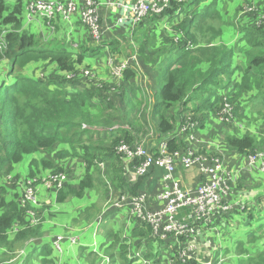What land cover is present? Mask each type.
Instances as JSON below:
<instances>
[{"label": "trees", "instance_id": "obj_1", "mask_svg": "<svg viewBox=\"0 0 264 264\" xmlns=\"http://www.w3.org/2000/svg\"><path fill=\"white\" fill-rule=\"evenodd\" d=\"M207 3L208 0L173 1L160 15L150 16L152 21L165 18L173 20L174 15L179 14L186 5L197 6V9L204 6L201 12L193 10L190 18L175 26L176 33L168 32L167 47L156 49L152 55L156 59L153 61V68L160 75L158 83L153 87L156 92L152 114L158 120V132L162 135L172 132L176 125L178 129L187 127V123L192 126L194 124V128L198 129L203 117L209 115L219 117L226 101L231 105V117L226 121V125L228 122L230 125H235L234 119L240 116L238 110L244 97L250 104L255 102L257 106L264 108V24L261 27H255L253 24L237 25L239 38L233 47L210 46L209 43L205 45L203 39L213 28L207 25L208 32H206L202 30V26L213 18L214 14L204 12L215 5L214 2L210 5ZM23 7L22 1L18 0L12 11L5 15L6 5L4 0H0V38L3 36L5 43V47L0 51V62L4 59L9 62L8 68L2 62L0 69L3 71L0 72V177L6 168L20 163L27 156L41 152L50 153L55 147L69 145L71 148L76 147L73 149L76 150L75 153L68 156L59 153L61 157L59 160L70 157L80 158L85 164V175L78 180L75 187L65 184L56 193L55 203L62 204L70 199H82L85 192L94 187L96 179L90 172L97 169L98 163H101L97 162L98 155L117 159L114 148L120 143L131 146L133 137L123 130L107 134L106 130L102 129L96 131L94 135V132L92 134V131L87 129V126L96 127L92 125L95 124L92 120L94 115L90 117L87 111V101H91L92 97L96 100L108 98L95 87L86 85L82 88L79 86L80 79L65 81L51 77L47 83L45 82L48 85L54 84V88L49 89L39 77L20 70L29 64L27 60L31 59H34V62L51 63L58 70L70 73L78 71L77 66L83 64V55H77L74 59L73 55L58 43H47L25 30L21 17ZM176 35L181 36L177 38ZM150 44L153 48V41ZM245 44L249 47L246 51L240 50L243 56L239 52V45ZM112 50L115 53V49ZM144 60L145 65L149 63V59ZM21 63L24 65L16 69L15 67ZM131 77H134L133 70L128 67L123 71L122 78L127 80ZM71 88L76 89L77 92L71 91ZM95 107L98 109L97 106ZM171 110H175V113L171 112L169 115ZM186 111L192 116L189 120L186 119L189 115L184 114ZM107 113L104 112L103 117ZM98 116L103 118L102 113H98ZM176 116H179L178 120ZM83 124L86 128H83ZM89 132L91 140L85 136V133ZM94 138L102 139L92 142ZM223 142L227 151L242 157L253 155L257 149L256 139L252 136L236 137L227 133ZM166 145L168 152L184 148L176 137L168 140ZM33 164L35 162L31 163ZM43 164L49 166L50 163L45 161ZM53 170L63 172L62 166ZM127 188L130 194H139L137 184ZM239 188L243 189L242 181ZM0 190V250L13 254L40 237L43 219L38 218V213L35 214L34 222H31L30 218L28 220L26 215L30 207H27L28 211H26L25 207L19 205L18 195L12 200H7L2 196L5 189ZM253 191L258 194L260 190ZM256 201L264 204V188L259 195H256L255 203ZM245 209L249 210L246 207L242 212L232 210V213L235 216L244 214ZM227 214L223 219L231 217ZM259 215L264 218V208ZM247 218L250 221L254 220L250 210ZM245 225L250 229L253 228L250 227L252 224L249 222ZM263 226L264 222L260 226L262 228L256 230H263ZM14 227L17 229L14 230ZM110 234L114 235L107 233ZM248 236L251 237L252 234L249 233ZM128 240V245L133 250L140 245L146 248L152 244V241L154 242L151 239L150 227L137 225L118 248L115 249L116 244H113L115 252L126 263H129L126 258L127 245L125 246ZM156 242L158 245L163 244L160 241ZM258 243L251 240L246 247H237L234 256L236 264H264V243L262 245ZM175 251L172 250L170 253L168 251L171 259L175 264H182L175 259ZM147 254L144 255L146 258ZM50 255L49 248L41 251L42 257L47 258ZM53 261L43 258L41 263L54 264ZM186 264L199 263L190 260Z\"/></svg>", "mask_w": 264, "mask_h": 264}, {"label": "crops", "instance_id": "obj_2", "mask_svg": "<svg viewBox=\"0 0 264 264\" xmlns=\"http://www.w3.org/2000/svg\"><path fill=\"white\" fill-rule=\"evenodd\" d=\"M134 1L135 0H114V4L112 5L111 2H109V0H99L98 13L104 28V38L106 39V42L122 43L121 39L126 41V38L120 36L122 34L121 30L128 32L129 28L131 27L129 20H127L128 13L126 12L125 7L130 5ZM215 1L216 0H208L207 5H210L212 2L215 3ZM229 1L231 2L230 7L233 10L232 18H234V16L240 10L241 6L239 5L242 4L243 1L242 0H229ZM247 2L250 4H255L257 7H260L262 5V0H247ZM222 4H223V0H218L217 3H215V5L211 7L213 14L219 15V17H221V19L218 20L220 22V24L218 25V29L220 30L222 29L223 32L225 29L230 30L231 32L234 33V37L231 40V42L224 43L223 41H219V40L215 42L221 43V45H224L229 48V47H233L237 43L238 33H236V29L232 21L233 19L231 18L229 21H227L223 17V14L220 12ZM201 9L203 10L204 6H202ZM118 19H122L121 24H117ZM35 25H37L38 27L33 29L32 31L28 30L31 34L42 39L47 43H54V44L58 43L61 47L65 48L68 52H70L73 55L74 59L76 58L77 55H83V62L86 60L87 62L90 61L89 62L90 65H87L88 67L93 66V60L97 64L95 59L100 57L99 53L101 52L105 54L106 59H108L110 54L114 57V59H116L115 58L116 53H114V50H112V48L107 43H106L107 47H105V49L99 47L96 48L91 45L88 32L84 27L81 26L78 17L73 16L69 22H62L57 20L55 24L52 25L51 28L47 27L46 24L44 23H35ZM28 27H30V25ZM102 60L103 59H101V61ZM113 65H111V63L109 62L103 68L110 73L109 67L111 68ZM150 65L154 67L153 62ZM115 66L116 65H114V67ZM133 67L134 66L129 68L133 70L134 77L133 78L131 77L127 80H125L122 77L120 79H117L116 81L117 84L119 82L120 83L118 87L111 88L113 89L112 91L114 93L113 96L107 95L108 98L106 100L103 99L96 100L94 97H92L91 101L89 102L87 101V111L89 112L90 117L94 115L92 120L94 121L95 124L92 125L96 126V127L87 126V129H89L90 132L92 131V134L94 132L95 135L96 131L102 129L106 130L105 132L107 134L114 133V131L116 132L118 130H123L125 132H128V135L130 137H133L131 146H135V145L142 146L149 153H156L160 148L161 144L167 142L168 140H171L174 137H176L177 139H179V142H182V144H184L186 141L193 138V136L196 135L197 131L198 133H202L203 131L207 130L211 124H214L218 120H220L218 116L209 115L205 118L203 117L201 126L198 129H195L190 135L180 134L177 125L175 126V129L172 132L164 135L160 134L158 132V124H157L158 120L152 114L153 105H154V94L156 92L155 88L153 87L159 81V79L156 80V77L159 74H157L156 70L153 67H149V75H148L149 80H148L145 77L146 76L145 74H138L139 72ZM97 68L99 67L97 66ZM91 69L94 70L95 68L92 67ZM39 73H42V71H40ZM111 78L116 79L113 76H111ZM111 78L110 81L112 83L114 80H112ZM137 78L140 79L139 80L140 84L136 83L137 85H135V80ZM96 80L99 82L101 81L106 82L105 78H103V72H100ZM147 80L148 82H151V84L146 85ZM106 83L108 84V82ZM110 86H115V85H110ZM71 91H76V89L71 88ZM131 102L133 103L132 110L129 111L128 106ZM95 106H97L98 109ZM104 112H108L105 117H103ZM98 113H102L103 118H99ZM136 116L139 117L138 120L136 121L137 126L133 124V122H135L134 120L136 119ZM139 122L141 124H139ZM200 130L203 131L201 132ZM90 132L85 133V136H88V139L91 140ZM96 139H102V138H94L92 139V142H94V140ZM75 148L76 147L71 148L69 147V145L65 147L59 146V147H55L50 153L41 152L31 156H27L29 157L27 161V165L29 169L23 176H19V174H17L16 177L25 178L29 174H31V170L34 173H37L36 176L43 177L46 176L49 172H51L52 169L62 166L63 172L67 175V183L70 186L75 187L78 181H74L72 175L77 172L76 167L78 168L82 167L83 169L80 172L79 176L81 175L83 176V173L85 172V166L80 158L70 157L67 158L66 160L63 159L64 161L62 160V162H58L57 164L53 165V167L45 166L44 164H42L45 161H50V159L61 161L59 160L61 158L59 156V153H65L67 156L73 155V153H75L76 151L73 150ZM183 149L186 148L184 147ZM77 152L79 153V151ZM230 153L231 152H229V154ZM225 155L228 157L227 161L224 158V166L226 172L229 175V173L231 172L234 173L235 171L236 174H238L239 176V179L236 182L238 184L237 186L238 189L234 185L235 184L234 183L232 185V190L230 192V195L227 198L230 202V206H232V210L240 211L246 207L249 208L254 206L253 207L254 213L252 212L254 220L250 221L247 217L246 220L254 227L262 228L260 226L264 222V218H262V215H259V213L263 209L264 204L262 202L257 203V201L255 203V197L256 195L260 194L261 190L258 192V194L255 191L252 192L249 191L250 193L245 194L242 192L243 189L239 188V184L242 181L241 180L242 178L249 180L248 177L251 176L254 178L253 180H256L257 182L264 181V159L258 162L253 168L249 169L247 167L246 157L238 156L236 154L235 155L225 154ZM101 158H103V160ZM75 160L78 161L76 167H70ZM98 160L101 162L103 169L107 168L108 171L107 176L113 179V182H116V184L113 185L114 189L112 188L110 190L105 191L106 195H109L108 197L110 200H108V203L117 201L122 196H132V194L128 192V188H127L130 186L126 182V179H128V174H126V171L124 170V167L120 163V161L113 157L101 156V155H98ZM32 162H37V171H34V167L31 165ZM13 166L14 165H11L9 167L13 168ZM165 174L166 172L164 169L157 167H150L146 172V174L143 177L139 178L136 182V184L138 185L137 193L145 194V196L148 199V206L151 208H156L161 206L158 200V195L161 192V188L164 183L163 179ZM175 177L178 179L180 185L185 190H194L197 186H199L200 175L197 168L184 170L181 167H178L175 171ZM35 187H36L35 189H37L35 190L36 198L37 196H39V200L37 198L38 204L42 205L41 203L44 202L45 204H47V206H49L48 203L50 201L56 204L55 203L56 192L54 190L46 188L41 182H36ZM39 187L44 189L46 192L42 191ZM95 192L96 190L91 191V193L89 194L91 197L86 201L87 207H93L96 204L95 202H96L97 194H95ZM87 195L85 193L82 199H77V200L82 201L83 199L89 198L87 197ZM235 195L238 196L235 197ZM238 198L239 200L237 201ZM73 200L76 199H72V201ZM68 202L69 200L62 204H58V206L60 205L64 207L66 206V204H68ZM232 210H231V216L235 215L232 213ZM101 214H102V221L105 222L104 228L107 227L110 228L111 232H113V234L115 235L113 241V244H116L115 249L119 247V245L122 243L123 240H125V238H128L130 236L131 231L134 230L135 227L138 225V222L132 217L130 211L125 208H123L122 210L105 208V210H103ZM70 220L71 218H69V220H66V222L64 223H60L63 232L65 228H67V231H65L66 236L64 237V240L60 245L62 250L61 254L57 255L56 254L57 252L53 250V243L58 236H62V235H56V236L48 235L50 228L44 225L43 222L40 230V237L35 240H32V242H30V245H28L27 248H25V251L27 250V253H26V257L23 259L24 264H26L27 259L29 260L28 264H37V259L41 256V251H43L44 248H49L51 251V255L47 258L45 257L43 258L48 261L54 260L53 261L54 264H106L107 261L103 259L102 254L105 252V250L111 247V242L108 240L107 232L104 233L102 230L100 231V227L102 225L101 222L100 221L96 222V220L95 221L93 220L92 223L90 224L91 226H89L86 230H84L83 233H81V235L74 236L78 238V242L76 244H71L68 241L69 238H73L72 230L70 229L68 224ZM118 220H121V222H118ZM176 220L179 222L190 223L192 221V216L189 213V211H186L178 215ZM125 221H127L126 226H125ZM236 222H238V220H236ZM247 222H245V224ZM231 224H232L231 218H227V219H223V217L217 218L209 229L203 230V232L200 233L202 234L203 239L200 241L198 236L196 241L197 243L196 255L200 263L206 260H211L213 258L219 259V254H218L219 252L217 253L215 251L214 253V250L216 248L215 247L212 248V246H216V245H214L211 242V240L207 238V233L212 229H215L216 231V227H220V228L230 227ZM242 236H243V232H239L238 234H235L234 238L231 241L234 244L235 239L237 240L239 237L242 238ZM151 239L154 240V242L152 241V244L146 248H143L140 245L137 248H134L133 250L132 248L129 247L128 245L129 243H127L126 247L128 253L126 254V258L129 261V263L123 261L121 256H119L118 254L113 257L114 260H112L113 261L112 263L120 264V262L123 261V264H144L145 262H148L147 264H159L158 262H161L163 259H165L168 262V264H172V262L175 264V262L171 259V256L169 255L170 251L176 250L175 251V259H176L179 245L178 243H176L174 238L168 237L166 241L155 240L152 237ZM156 241H160L163 244L158 245ZM64 242L66 243L63 245L64 248L62 249V244ZM258 242H259L258 244L262 245L264 243V240ZM155 246H159L160 249H157V247ZM22 249L24 250V247H22ZM225 249H226L225 253L228 254L231 252L229 251V249H227V247L224 248V250ZM230 249L233 250L232 248ZM0 252L2 254L4 253L7 254L5 250H0ZM137 252L141 253L142 255L141 258L139 257L138 254H136ZM145 253L146 254L148 253L147 258L144 256L146 255ZM31 254L32 256L29 258ZM231 255L232 254L230 253L229 256L231 257ZM34 257L35 259L37 257V259L35 260ZM232 258L234 257L232 256ZM58 259L59 262L56 263L55 261ZM7 263L13 264L11 260H7ZM16 264H21V263H16Z\"/></svg>", "mask_w": 264, "mask_h": 264}, {"label": "rangeland", "instance_id": "obj_3", "mask_svg": "<svg viewBox=\"0 0 264 264\" xmlns=\"http://www.w3.org/2000/svg\"><path fill=\"white\" fill-rule=\"evenodd\" d=\"M18 0H4L5 5H6V11H5V15L10 13L12 11V9L15 7V4ZM23 6L25 7V5L27 4L28 0H21ZM182 0H180L181 2ZM218 0H216L215 3H217ZM243 3L240 4V10L239 12H237V14L234 16V18H232V12L233 10L231 9V2L229 0H223V4L221 5V10L220 12L223 14V17L229 21L231 18L233 19V24L235 26L236 29V33H238V38H239V30L237 25L239 26H244V25H249L251 26L252 24L255 25V27H261L264 24V1L262 0V5L260 7H257L255 4H250L247 2V0H242ZM109 2H111V4H114V0H109ZM110 4V3H109ZM24 7H23V12H22V22L24 25L25 30H30L32 31L33 29L37 28L38 26L35 24H31L30 27L26 26V22L24 20L25 17V13H24ZM247 7H254L255 12L254 13H247L245 11V9ZM196 11V12H201V9H197V6H193L190 7L188 5L185 6V8L178 14L174 15V19L170 20V19H160L159 21H152L150 20V16L149 14L146 16L147 18L143 19L142 21L136 23L135 25H130L131 27L129 28V31H123L121 30V37L126 38V41L121 39L122 43L120 42H116V43H107L112 49L115 48V53H116V59H114V57L110 54V56L108 57V59H106L105 54L103 52L99 53L98 58L95 59V61L97 62V64L94 62L93 60V66L95 69L92 70L90 67H88L87 65H90V61L87 62L84 61L82 65L77 66V68H79L78 71L76 72H62L60 70H58L57 68H53V65L51 63H39V62H34V59L31 60H27V64L24 68L20 69L22 71L25 70L26 73H29L30 75H33L35 77H39V79L43 80L44 83H47V80L50 79L51 77H55L58 78L59 80H65V81H72L80 79L79 80V86H81L82 88H85L86 85H88L89 87H95L97 90H99L101 93H105V95H110L113 96L114 93L112 92L113 89H111L112 87H118L119 83L117 84V78L116 79H112L111 76L112 75V69L114 68V65H118V63L121 62H125L128 63V67H132L135 68L138 72V74H145L146 78L149 80L148 75H149V67H153L150 64L155 61L156 59L152 56L154 54V51L156 49H163V47H167V33H171V32H177L174 27L177 26L178 24H181L185 19H188L191 17V13L192 11ZM206 14H212L213 11L211 8H209L206 12H204ZM227 13V14H226ZM236 13V12H235ZM74 17H78V15H74ZM149 17V18H148ZM219 19H221V17H219L218 15L214 14L212 19H209L206 21V23L203 24L202 26V30H207V25L211 26L213 28V31H211L210 33L206 34V37L203 39L205 43V45H207V43L210 44V46H219V47H224V45H221V43L215 42L214 40L216 39V41H223L224 43L226 42H231V40L234 37V33L231 32L230 30L225 29L224 32L222 31V29H218V25L220 24V22L218 21ZM60 21V19L58 17H55L52 24L54 25L56 21ZM236 24H235V23ZM142 23V24H141ZM102 25V22H101ZM141 25V26H140ZM103 26V25H102ZM125 27V26H123ZM121 27V28H123ZM135 27V28H134ZM193 27V26H192ZM237 27V28H236ZM140 28V29H139ZM234 29V30H235ZM135 30V32L133 33V31ZM132 31V32H131ZM208 32V31H206ZM127 35V36H126ZM177 38H179L181 35H176ZM213 40V41H212ZM154 43V47L152 48L150 45V42ZM211 41V42H209ZM69 43V42H67ZM236 45V44H235ZM234 45V46H235ZM117 46V47H116ZM249 46L247 44L245 45H239V52L240 50H244L246 51L247 48ZM97 48V46H96ZM230 48V47H229ZM140 49V50H139ZM193 49V48H192ZM243 55V52H240ZM107 55V53H106ZM244 56V55H243ZM97 57V56H96ZM87 58V57H86ZM103 59L101 61V59ZM143 59V60H142ZM144 59H149V63L148 64H144L143 62L145 61ZM3 64L5 67H9V62L7 60H2ZM2 62H0V69H2ZM111 63V65H113L111 68L109 67L110 73L104 69L103 67H105L108 63ZM103 63V64H102ZM24 63H21L19 65H17L15 68H19L21 66H23ZM97 66L99 68H97ZM109 66V65H108ZM51 67V68H49ZM40 71H42V73H39ZM81 71V72H80ZM87 71V75L84 74V72ZM3 72V71H0ZM100 72H103V78H105V81L108 82V84L104 81H97L96 78L97 76L100 74ZM114 77V76H113ZM110 78L112 80H114L112 83L110 81ZM119 79V78H118ZM159 79V75H157L156 80ZM140 79L137 78L135 80V85H137L136 83L140 84ZM148 80L146 81V85L151 84V82H148ZM45 83V84H46ZM47 87L49 89H53V85H48L46 84ZM110 85H115V86H110ZM53 87V88H52ZM145 87V86H144ZM110 89V90H109ZM77 92V91H76ZM132 105L133 103L131 102L128 106L129 111L132 110ZM255 104V102H249V100L247 98L244 97V99L242 100L241 103V107H239V117H236L235 120V125H230V122H228V124L226 125V121L224 120H218L216 123L211 124L207 130L203 131L200 130L202 133H196L195 136H193V138L189 139L188 141H186L183 145L186 149L192 151L193 153L196 154H200V155H205L207 157L209 156H219L221 157V161L223 162V166H224V158L227 161V156L225 154L228 155H235L236 153H230L229 151H227L223 139L225 138L227 133H230L231 135H234L236 137H243V136H252L256 139V146L257 149L256 151H254V153H258L260 156L262 155V159H264V108L261 106H257ZM190 109V108H189ZM172 113H175V111L171 110L169 112V115ZM190 112V110H189ZM130 114V112H129ZM184 114H187L189 116H186V119H191L192 116L188 113V111L184 112ZM183 114V116H184ZM138 116H136V119L134 120L135 122H133V124H136V121L138 120ZM179 116H176V119L178 120ZM218 119V118H217ZM139 124H141L139 122ZM83 128H86L85 124H83ZM128 146V145H127ZM130 147V146H129ZM237 155V154H236ZM239 156V155H238ZM259 156V157H260ZM247 157V156H246ZM29 157H25L19 164H16L12 167H8L5 169L4 173L1 175L0 177V189H5V193L2 195L5 199L7 200H12L14 199L15 195H18L17 200L18 202H20L22 200V192L24 187H27L28 184H32L34 179L37 181L38 179L41 178V176H36L37 173H34L31 170V174L34 173L33 175H28L27 177L23 178H17L16 175L19 174V176H23L28 168L27 165V161H28ZM63 160V159H62ZM61 161H57V160H52L50 159L49 161V166L55 165L58 162H62ZM72 160V159H71ZM68 160V161H71ZM97 162H100L99 160H97ZM78 163L77 160H75L70 167H76V164ZM80 163V162H79ZM43 164V163H42ZM84 164V163H83ZM101 163H98V165H100ZM34 167V171H37V162H35V164L32 165ZM85 166V164H84ZM98 168L95 170H92L90 172L91 176H93V178H95L96 180L94 181V187L93 189H90V191H86V195L89 198L83 199L82 201L79 200H73L70 199L68 204H66V206H58V204H54L52 203V201H50L48 203L49 206H47V204H45L44 202H42V205H38V201L36 203V205H26V211H28L27 207H35L36 213L39 215L38 218H42L44 225H46L48 228H50L48 235L52 236V235H62V236H58L56 239L58 238H64L65 235V231H67V228H65L64 232L62 230V226L60 225V223H64L66 222V220H69V218H71V220L68 222L70 229L72 230L73 233V237L74 236H79L81 235V233H83L84 230H86L89 226H91L90 224L92 223V221L96 220L101 222V227H100V231L102 230L104 233H113L111 232L110 228H104L105 222L102 221V211L105 210V208L109 205L108 200L109 199V195H106V190H110V189H114V184H116V182H113V179H111L110 177L107 176V168L103 169V167H101L100 170V166H97ZM225 168V166H224ZM32 169V167H31ZM77 172L75 174L72 175V178L74 181H78L80 178H82L85 175V172L83 173V176H79L80 172L83 170L82 167L78 168L76 167ZM249 170V169H248ZM55 172L54 170L49 172L52 173ZM48 173V174H49ZM234 173H236L234 171ZM255 174V173H254ZM39 175V174H38ZM232 172L229 173L230 176V180H231V176H232ZM243 175V174H242ZM241 175V176H242ZM249 180L242 178V185H243V190L242 192L247 194L252 192L253 190H262V188H264V181H256L253 180L254 178L248 177ZM234 182V181H233ZM236 187L238 186V184L235 182L234 184ZM23 187V188H22ZM22 188V189H21ZM36 188V187H34ZM42 191L46 192L44 189H42L41 187H39ZM238 189V187H237ZM37 190V189H35ZM95 194H97V198H96V204L93 207H87L86 205V201L88 199H90V193L91 191H95ZM232 190V187H231ZM1 191V190H0ZM250 191V192H249ZM48 193V192H47ZM93 194V195H95ZM1 195V192H0ZM92 195V196H93ZM112 196V195H111ZM238 195H235V197ZM38 200H39V196H37ZM240 198V197H239ZM239 198L237 199V201L239 200ZM47 206V207H46ZM67 209H66V208ZM254 207V206H253ZM253 207H249L250 212H253ZM264 208V207H263ZM66 209V210H65ZM244 210V209H243ZM243 210H240L241 212ZM246 213L244 214H238L237 216L232 215L231 216V212H229V216H231V225L230 227H216V231L215 229H212L211 231H209L207 233V238H209L211 240V242L216 245V246H212V248H216L214 250L219 254V263L220 264H236V261L234 260V258H232V256H235V252L237 247H246V245L248 244L249 241L251 240H255V241H261L264 240V229L257 231L256 228L258 227H254L253 225L250 227H253L252 229L248 228L245 225V222H247L246 217L249 211H247L245 209ZM186 212V209H181L178 211V215H180L181 213ZM99 213V214H98ZM27 219H29V215H26ZM123 218V217H121ZM119 218V219H121ZM236 220H238V222H236ZM128 221V219H127ZM125 221V226H126V222ZM118 222H121V220H118ZM123 223V221H122ZM121 227V226H119ZM237 228V229H236ZM99 232V231H98ZM239 232H243V236L242 238L239 237L237 240L235 239V242L233 244V242L231 241L235 234H238ZM251 233L252 236L249 237L248 234ZM108 240L111 242V247L107 250H105V252L102 254V257L104 260H106V264H115L112 263L114 260V256L117 255L118 253L115 252L114 250V246H113V241H114V235L110 234L107 236ZM241 238V239H240ZM55 239V240H56ZM239 241V242H237ZM66 242H64L62 244V249L64 248V244ZM129 243V240L125 243L126 244ZM30 245V243H28ZM28 246V245H27ZM27 246L25 248H27ZM157 247V249H160L159 246H155ZM229 249V251H231V257L229 256L230 253H225L226 249L224 250V248ZM22 250V248L19 251H15L13 254H2L0 252V264H8L7 260H11L13 262V264L16 263H21L24 264L23 259L26 257V253L27 250L25 251ZM211 248V249H212ZM230 248H232L233 250H231ZM64 251V250H63ZM75 251V249H74ZM62 253V252H61ZM213 253V254H214ZM57 255H59V253H56ZM136 254L139 255V257L141 258V253L137 252ZM32 256V254L29 256V258ZM35 256V255H34ZM136 256V255H135ZM131 257V256H130ZM43 257H39L37 259V264H42L41 260ZM35 259V257H34ZM35 259V260H36ZM176 260L178 262H180L177 257ZM56 263L59 262V259L55 261ZM29 263V260H26V264ZM148 262H145L144 264H147ZM159 264H168V262L163 259L161 262H158ZM200 263V262H199ZM120 264H123V261L120 262ZM172 264H174L172 262Z\"/></svg>", "mask_w": 264, "mask_h": 264}, {"label": "built area", "instance_id": "obj_4", "mask_svg": "<svg viewBox=\"0 0 264 264\" xmlns=\"http://www.w3.org/2000/svg\"><path fill=\"white\" fill-rule=\"evenodd\" d=\"M180 0H135L125 7L128 13L127 20L130 25L142 21L149 14L160 15L168 9L171 2ZM99 0H30L24 7L26 26L35 23H44L47 27H52L55 17L62 22H69L74 15H78L79 23L84 27L89 35L91 45L105 49L106 39L104 38V28L101 25V18L98 13ZM247 13H254V7H247ZM122 19L117 20L121 24ZM3 37V36H2ZM0 38V51L5 47L4 38ZM128 68V63H118L112 69L115 78H121L123 71ZM81 72V71H80ZM87 71L84 72L87 75ZM89 74V73H88ZM231 117V105L224 104L219 115L220 120L228 121ZM189 120V119H187ZM187 127L179 129L182 135H190L195 130V125L187 123ZM117 160L123 165L128 179L126 182L130 187L134 186L137 180L143 177L150 167L164 169L166 174L163 179V186L158 195L161 206L151 208L148 206V199L145 194L132 196H122L117 201L109 203L106 209L122 210L128 209L138 225H147L151 229V237L155 240L166 241L168 237L174 238L179 245L177 259L186 264L188 261H198L196 241L203 230L209 229L217 218H221L231 212L232 206L227 199L231 192L232 185L238 181L239 176L232 173L230 176L226 172L221 157L205 156L193 153L188 149H180L173 152L167 151L166 142L161 144L156 153H149L142 146H127L120 143L114 148ZM258 153L246 157L247 167L253 168L263 157ZM100 169L102 164L99 165ZM178 167L184 170L197 168L200 175L199 186L194 190H185L175 177ZM36 179V178H35ZM32 184L24 187L21 207L26 205H36L35 183L41 182L46 188L54 190L56 193L67 183V175L64 172H52L41 177ZM234 181V182H233ZM39 205V204H38ZM186 209L192 216L190 223L176 220L178 211ZM36 208L30 207L29 218L34 222ZM17 227H14L16 230ZM64 238H58L53 243V250L61 254V243ZM71 244H76L78 238H69ZM206 260L199 264H220L219 259Z\"/></svg>", "mask_w": 264, "mask_h": 264}, {"label": "water", "instance_id": "obj_5", "mask_svg": "<svg viewBox=\"0 0 264 264\" xmlns=\"http://www.w3.org/2000/svg\"><path fill=\"white\" fill-rule=\"evenodd\" d=\"M199 239H200V241L203 239L202 234L199 235Z\"/></svg>", "mask_w": 264, "mask_h": 264}, {"label": "clouds", "instance_id": "obj_6", "mask_svg": "<svg viewBox=\"0 0 264 264\" xmlns=\"http://www.w3.org/2000/svg\"><path fill=\"white\" fill-rule=\"evenodd\" d=\"M29 1H30V0H28V2H29ZM28 2H27V3H28Z\"/></svg>", "mask_w": 264, "mask_h": 264}]
</instances>
